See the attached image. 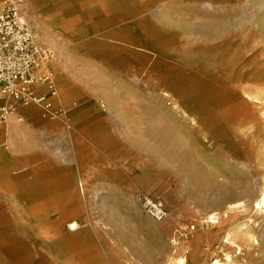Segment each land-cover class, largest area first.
<instances>
[{"label":"rangeland","instance_id":"1","mask_svg":"<svg viewBox=\"0 0 264 264\" xmlns=\"http://www.w3.org/2000/svg\"><path fill=\"white\" fill-rule=\"evenodd\" d=\"M24 3L21 12L40 37L44 30L34 22L44 2ZM146 7L144 33L128 28L137 15L123 10L112 11L107 19L89 21L83 8V23L69 29L46 20L47 32L61 46V50L51 46L55 59L49 67L66 105V117L105 115L104 123L114 131L118 145L108 144L101 150L107 153L109 164L121 162V166L68 170L71 160L84 165L80 147L70 143L72 121L66 123L63 117L62 122L61 117L56 123L58 119L50 120L37 104L19 107L16 118L37 114L51 123L52 130L47 132L27 129L25 171L27 175L30 168H37L39 191L41 182H58L68 193L56 196L73 198L72 218L80 225L75 232L78 240L69 253L59 245L48 247L44 239L34 244L31 227L24 222L25 196L18 199L14 193L0 204V229L9 228L32 249L39 248L49 264H138L139 259L153 257L151 247L163 248L153 239L157 233L148 228L160 223L144 215L137 199L149 195L167 211L164 223L170 242L177 240L180 231L191 232L176 253L169 245L165 264H175V257L185 258V264H264V213L254 208L264 188V130L255 136V156L246 161L238 150H220L212 129L201 123L198 109L190 106V100L202 99L204 87L211 93V102L220 91L234 88L264 117V0H149ZM150 31L163 32L168 44H181L190 51L189 60L178 53L166 58L167 71L175 76L171 86L153 68V53L136 44ZM94 38L115 48H87ZM127 48L133 53L124 52ZM143 53L151 59H144ZM217 61L224 66L218 67ZM70 70L78 72L79 78ZM169 100L177 101L197 122L190 123L172 110ZM55 124L68 130L69 138L56 134ZM134 202L137 210L132 207ZM230 205L235 206L229 209ZM213 213H217V222L207 220ZM38 227L45 230L43 225ZM63 232H69L66 225ZM227 234L233 244L226 241Z\"/></svg>","mask_w":264,"mask_h":264},{"label":"bare ground","instance_id":"2","mask_svg":"<svg viewBox=\"0 0 264 264\" xmlns=\"http://www.w3.org/2000/svg\"><path fill=\"white\" fill-rule=\"evenodd\" d=\"M77 1L43 0L44 7L40 12L41 17L39 16V18L35 19L34 24L44 30V34L40 37L37 34L36 36L43 39L48 45L61 50V46L56 43L53 34H50L49 31L47 32L46 20L48 18L52 22L57 21L63 28L69 29L70 27L83 23L86 13H88L87 19L92 21L107 19V17L110 18L112 11L118 12L122 10L131 13L134 12L137 15L136 21L127 25L128 28L132 31H138L137 33L147 31V26H143L142 24L148 20L146 6L149 0H85L87 4H80L81 2ZM86 5H88V8ZM83 8L86 9V12ZM24 15L26 16L25 13ZM166 37L163 32L153 33L150 31L145 36L146 39H141L136 44L140 46L139 49L144 51L150 50L153 53L155 57L152 60V65L154 66L152 67L158 71L167 85L171 86L175 76H173V73L168 72L169 66L166 58L170 53H178L184 55L186 60H189L190 58L187 56L190 55L188 53L190 51L181 44L177 46L168 44ZM87 43V48L96 50L115 48L113 44L95 38L89 40ZM130 49L127 48L124 52H131L132 54L133 52ZM142 55L144 59H151V55L149 54L143 53ZM53 59L55 58L53 57L50 63ZM216 65L224 66L221 61H217ZM70 71L76 79L79 78L78 72ZM165 71L169 74L166 75ZM224 80L228 79L224 78ZM182 92L187 94L185 90ZM210 94L209 89L204 87L200 92L202 99L197 103L194 100H190V106L198 109L199 120L206 127L212 129L214 139L219 144L220 150H238L239 157L242 156L246 161L253 159L256 148L255 136L264 130L262 129V123L264 122L262 120H264V117L262 118L254 112L251 104L242 95H239L234 88H225V92L220 91L213 102H211ZM165 95L168 96L167 93ZM246 95L249 97V94ZM167 104H169L172 110L180 112L185 120L188 119L190 123L197 122L195 118L189 116L181 108L177 101L169 100ZM59 157L62 158L63 156L59 155ZM240 164L246 165L245 162ZM30 175L31 179H26L25 183V213L23 216L26 225L31 227V232L33 233L32 242L37 245L40 243V239H44L50 248L59 245L67 253L71 252L78 240L75 232L80 227L79 223L72 218V212L75 208L71 205L70 201L73 198L65 195L56 196L57 193H68L58 182H41L43 189L39 191L40 182L37 180L39 173L36 167L30 168L26 177ZM234 206L230 205L229 209ZM254 208L264 213V188L255 200ZM56 214L57 216L53 217ZM217 217V213H213L207 217V220L217 222ZM40 225H43L45 230H40V227H38ZM64 225L67 226L68 233L63 232ZM46 236L47 238L45 239ZM229 238L230 234H227L226 241L233 244V241ZM82 247L84 248V246ZM226 257L227 260L230 259L228 255ZM174 262L175 264H185L186 259L183 257H175ZM217 262L218 260L214 261V263ZM0 264H49V259L39 248L32 249L29 242L22 239L19 235L12 234L11 230L6 228L3 230L0 229Z\"/></svg>","mask_w":264,"mask_h":264},{"label":"built area","instance_id":"3","mask_svg":"<svg viewBox=\"0 0 264 264\" xmlns=\"http://www.w3.org/2000/svg\"><path fill=\"white\" fill-rule=\"evenodd\" d=\"M28 0H0V123L19 107L37 104L51 118L66 117V105L49 62L54 50L34 33L20 6ZM74 104V103H73ZM143 211L156 221L167 217L162 202L149 195H139ZM190 229H194L191 225ZM189 230L180 231L172 239V253L181 241L190 237ZM187 251L184 252L186 254Z\"/></svg>","mask_w":264,"mask_h":264},{"label":"crops","instance_id":"4","mask_svg":"<svg viewBox=\"0 0 264 264\" xmlns=\"http://www.w3.org/2000/svg\"><path fill=\"white\" fill-rule=\"evenodd\" d=\"M54 119L56 118L50 120ZM57 119L58 122L56 123L65 120L64 118L61 119V117H57ZM66 119V123L72 121L73 125L71 132L72 140L70 139V143L80 147L79 152L83 153V156L81 155L80 158L81 161L84 162V165H76L74 160L68 161L66 166L68 170H73L76 167L106 170L107 168L121 166V162L118 165L109 164L106 158L107 153L101 150V148L106 149L108 144L111 146L118 145L114 131L111 128L108 129L107 124L104 123L108 120L105 115L100 113H80L72 114L69 118L66 117ZM48 120L41 118L37 114H22L19 115V118H16V115L13 113L4 123H0V204L2 206L4 202L8 200V196L11 197V193L17 195L18 199L21 198L22 195L25 196V170L27 167L26 131L28 128H36L41 130L42 133L43 131H50L52 128ZM80 122L83 123L81 124ZM55 126L56 128L58 127L57 130H55L56 134L60 136L64 134L65 138H69L70 133L68 130H65L63 127L59 126V124H55ZM110 152H114V149ZM132 207L135 210L138 209L136 202L132 204ZM143 213L151 221L160 223L157 225L151 223L148 228L153 234L154 232L157 233L153 235V239L154 241L162 243L163 248L162 251H157V249L151 247L150 250H153V257L139 259L138 264H165L169 254V245L170 250L172 248L169 230H167L165 226L166 223H164L166 218L162 221H156L144 211Z\"/></svg>","mask_w":264,"mask_h":264}]
</instances>
